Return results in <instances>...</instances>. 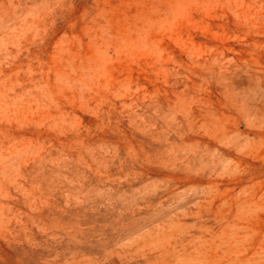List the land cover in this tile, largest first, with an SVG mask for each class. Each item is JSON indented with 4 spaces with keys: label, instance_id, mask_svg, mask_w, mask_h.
Listing matches in <instances>:
<instances>
[{
    "label": "rangeland",
    "instance_id": "374dc122",
    "mask_svg": "<svg viewBox=\"0 0 264 264\" xmlns=\"http://www.w3.org/2000/svg\"><path fill=\"white\" fill-rule=\"evenodd\" d=\"M0 264H264V0H0Z\"/></svg>",
    "mask_w": 264,
    "mask_h": 264
}]
</instances>
